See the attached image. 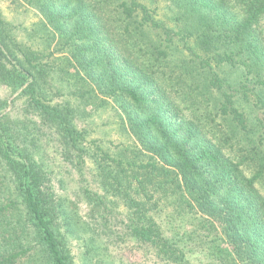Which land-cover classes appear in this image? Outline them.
I'll list each match as a JSON object with an SVG mask.
<instances>
[{
    "label": "trees",
    "instance_id": "trees-1",
    "mask_svg": "<svg viewBox=\"0 0 264 264\" xmlns=\"http://www.w3.org/2000/svg\"><path fill=\"white\" fill-rule=\"evenodd\" d=\"M26 1L46 22L36 29L56 35L50 56L65 51L119 103L139 146L110 155L87 142L74 109L50 96L49 62L0 14V86L53 129L63 162L81 164L94 146L102 192L84 190L87 218L57 196L33 129L3 114L0 99V264H76L71 241L81 264H107L87 219L98 223L115 200L129 211L126 238L161 262L191 264L186 239L207 231L225 245L224 264H264V0ZM169 199L195 219L185 240L158 220Z\"/></svg>",
    "mask_w": 264,
    "mask_h": 264
},
{
    "label": "rangeland",
    "instance_id": "rangeland-1",
    "mask_svg": "<svg viewBox=\"0 0 264 264\" xmlns=\"http://www.w3.org/2000/svg\"><path fill=\"white\" fill-rule=\"evenodd\" d=\"M158 1H156L157 4ZM158 6L159 17L166 25H172V22L168 20L169 10L164 8L162 3H159ZM0 14L9 24L18 42L27 45L44 62H49L50 69L47 79L50 96L54 103L68 104L74 109L75 125L78 129L85 131L87 142L94 141L102 150L109 151L110 155H114L122 149L128 150L129 153L133 148H138V143L130 135L125 115L119 103L108 96L98 94L93 82L84 77L74 64L68 61L70 58L65 51L50 56L56 46V35L48 25L45 31L36 29V25L46 22L35 7L28 4L26 0H0ZM248 77L251 80V75ZM233 79L237 80L235 76ZM248 84L252 86V84ZM0 99L8 103V107L2 111L3 114L9 115L11 121L16 125L23 122L33 129V135H30L29 139H34L36 142V151L51 176L54 192L57 196L67 198L73 203L75 205L73 208L78 211L79 216L87 218L88 210L84 202V190L102 193L96 171L98 157L93 156L94 146H89V152L86 151L81 164L77 165L76 160L73 163L71 161L63 162L56 133L53 129L38 123L31 113L25 111V100L17 98L4 86H0ZM160 202L159 210L164 209V211L160 213L158 220L162 222L167 236L173 239L184 237L185 240L188 238L196 224L193 216L178 215L172 211L174 208L170 203L172 199H169L168 202L164 200ZM105 204L108 206V210L102 214L101 220L98 219V223L91 219H87V221L92 223V229L97 228L99 250L107 264L136 263L141 261L142 256H144L142 259L144 264H166L156 259L152 254H143L135 249L131 241L126 238L124 220L129 211L120 201L115 200L110 205ZM109 206L111 211H109ZM93 216L99 215L94 213ZM89 234L94 236L96 232ZM198 234L200 237L192 236L191 239H186L185 250L188 252L187 257L190 263L224 264L223 259L219 260L222 257L221 250L225 248L222 241L216 239L212 243L215 239L214 233L200 231ZM70 246L76 264H81L83 251L81 243L71 241Z\"/></svg>",
    "mask_w": 264,
    "mask_h": 264
}]
</instances>
